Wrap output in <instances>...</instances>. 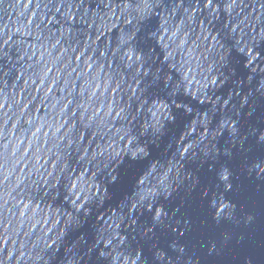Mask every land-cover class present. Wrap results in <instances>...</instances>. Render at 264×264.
Returning <instances> with one entry per match:
<instances>
[{
    "label": "water",
    "instance_id": "water-1",
    "mask_svg": "<svg viewBox=\"0 0 264 264\" xmlns=\"http://www.w3.org/2000/svg\"><path fill=\"white\" fill-rule=\"evenodd\" d=\"M0 264H264V0H0Z\"/></svg>",
    "mask_w": 264,
    "mask_h": 264
},
{
    "label": "snow or ice",
    "instance_id": "snow-or-ice-1",
    "mask_svg": "<svg viewBox=\"0 0 264 264\" xmlns=\"http://www.w3.org/2000/svg\"><path fill=\"white\" fill-rule=\"evenodd\" d=\"M208 2H209V4H211L212 3V0H208Z\"/></svg>",
    "mask_w": 264,
    "mask_h": 264
}]
</instances>
